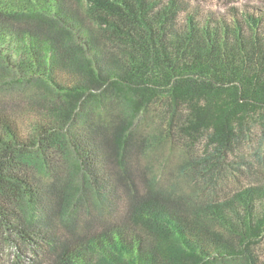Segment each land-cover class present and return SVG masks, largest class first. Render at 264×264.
Here are the masks:
<instances>
[{
	"label": "trees",
	"instance_id": "1",
	"mask_svg": "<svg viewBox=\"0 0 264 264\" xmlns=\"http://www.w3.org/2000/svg\"><path fill=\"white\" fill-rule=\"evenodd\" d=\"M75 1L80 22L64 0H0V60L17 83L66 89L60 67L78 81L73 102L52 103L50 121L28 133L0 110V235L47 247L52 264H264L253 248L264 237V181L231 188L220 162L255 122L264 130L261 19L212 25L187 9L178 24V0L160 10L155 0ZM43 10L81 44L61 27L58 48L5 28ZM202 184L213 192L198 201ZM55 226L67 235L47 238Z\"/></svg>",
	"mask_w": 264,
	"mask_h": 264
},
{
	"label": "rangeland",
	"instance_id": "2",
	"mask_svg": "<svg viewBox=\"0 0 264 264\" xmlns=\"http://www.w3.org/2000/svg\"><path fill=\"white\" fill-rule=\"evenodd\" d=\"M155 1L159 3L155 10H160L169 0ZM64 2L69 6L68 8L72 14L74 13L73 21L80 22L78 15L75 13L76 7L78 6L76 1L64 0ZM178 3L181 5L180 11L176 15L178 24L184 21L187 9L190 10L192 14H196L199 22L208 21L211 22L212 25H215L217 23L216 21L220 18H223L229 25H232L234 22L232 17L238 13L241 17L246 18L248 15H251L255 19H261L258 32L262 38L264 37V0H178ZM38 14L42 16V18H45L46 21L39 22L42 18L31 20L20 19L16 22L5 23V28L14 37L19 38V40L30 34L40 36L50 45L57 47L56 43L51 41L55 37L53 35L58 36L64 43L67 42L68 38L66 33L60 31L59 27H61L64 30L66 29L73 32L74 41L72 40V43L75 45L81 44L79 37L74 34L73 28L61 22L56 14L44 10L40 11V13L38 12ZM48 19L54 20L59 26L54 23L51 24ZM29 24L34 25L32 26ZM38 24L43 27V32L36 29ZM73 26H76L74 22ZM249 30L250 29H248V31ZM46 32L51 33L52 37L47 36ZM55 53L54 56L58 57L60 53L59 49H55ZM12 63L14 64V62ZM15 68L16 67H13L9 61L6 60L4 62L0 60V110L12 114L13 119L19 123L23 133H28L35 122L45 124V122L50 121L47 112L49 109L53 108L52 103H56L57 106L62 109L73 102L70 98V94L73 92L71 89L74 88L78 81L75 79L74 75L66 71V67L64 69L60 67L55 74L56 83L63 88L67 87L63 90L53 84H42L35 79L29 84H18L17 79L20 73ZM85 100L86 98H83L81 102L83 103ZM92 109L94 110L95 107H92ZM257 115H259V113L256 114V117ZM62 123L64 122H60V126L63 128L64 132L69 133L68 130L71 124L67 125L66 123L63 126ZM67 150H70V144L67 145ZM199 151H201L200 148ZM236 152V155L232 154L228 158H224L223 161H220L222 176L225 182H227L231 188L242 189L251 186L252 183L250 182L254 179H258V183L264 181V130L261 127V122H255L254 128L246 132ZM248 165L252 167L251 170ZM249 171L255 172V177L249 176ZM202 180L204 181L202 177H199V181ZM201 187H203V189L199 190L197 188L192 191L198 201L206 197H211L209 195L213 192L206 184H202ZM227 189L228 187H226V190ZM259 206L260 205H258V207ZM120 216H122V213ZM54 222L58 223V218H56ZM54 228L55 231L52 228V233H48L50 236L47 238H62L67 235L66 231H58L56 226ZM57 231L60 232V234L57 233ZM6 238L7 233L0 235V264H52L49 258L51 253L48 252L49 249L47 247L38 248V250H36L38 253H36L29 249L21 239L11 238V240H6ZM253 248L259 256V259L264 260V237L253 241ZM92 259L96 261L98 257L93 256Z\"/></svg>",
	"mask_w": 264,
	"mask_h": 264
}]
</instances>
